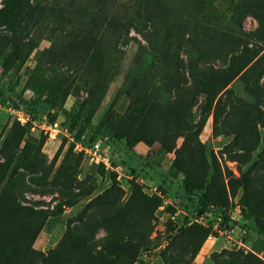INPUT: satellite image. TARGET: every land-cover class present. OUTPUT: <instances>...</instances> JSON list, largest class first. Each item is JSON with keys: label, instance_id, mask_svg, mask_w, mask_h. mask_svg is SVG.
<instances>
[{"label": "rangeland", "instance_id": "rangeland-1", "mask_svg": "<svg viewBox=\"0 0 264 264\" xmlns=\"http://www.w3.org/2000/svg\"><path fill=\"white\" fill-rule=\"evenodd\" d=\"M104 1L21 0L0 28L4 80L25 98L65 94L67 109L86 101L85 56L107 24L96 14ZM156 6L150 19L106 29L99 50L113 76L79 137L57 111L17 118L0 104L8 264H264V236L254 232L264 228V0ZM209 81L227 83L207 98ZM97 131L141 140L134 176L129 160L115 180L83 163L76 142ZM147 160L162 174L177 160L230 221L179 198Z\"/></svg>", "mask_w": 264, "mask_h": 264}, {"label": "trees", "instance_id": "trees-1", "mask_svg": "<svg viewBox=\"0 0 264 264\" xmlns=\"http://www.w3.org/2000/svg\"><path fill=\"white\" fill-rule=\"evenodd\" d=\"M102 1V0H101ZM137 1V2H136ZM105 0L101 10L96 14H101L105 17L107 24H101L94 29L93 38L91 42L90 53L85 56L88 63L87 79L91 85L89 97L86 101L80 103L75 108L67 109L64 107L65 94L59 95L56 92L50 93L46 97L38 95L36 98H25L21 92L15 90L14 86L8 81L4 80L2 69L0 71V104L12 105L15 109H22L24 114H44L50 116L52 111L59 112L67 121L71 129L76 128L78 137L82 132L90 126V118L93 115L96 108L99 106L106 88L107 79L113 76V72L110 70V60L108 57L102 55L99 50L101 41L104 39L106 29L113 24H119L121 27H125L126 21L130 19L137 20L139 17L142 19H150L157 8L156 3L158 0ZM21 0H3L0 6V28L10 24L19 15ZM87 19H91L87 16ZM118 29V28H117ZM229 80V79H228ZM227 82L221 86H213V82L209 81L206 93L210 94L206 97L210 98L216 96L218 92L225 86ZM96 135L85 140L84 138H78V141L93 142L97 139L108 137L113 141H117L122 144V151L120 155V162L125 166L128 163V169L130 171L137 170L136 157L133 147L141 140L133 139L131 141H122L115 134L95 132ZM144 143L147 144L146 141ZM82 160V155L78 154ZM138 158V157H137ZM118 160L114 161L116 164ZM147 167L153 168L157 174L163 179L176 185L177 195L183 199L185 197H194L197 199L200 205V213L209 212L210 208L216 207L219 210L220 216L223 220L229 222L225 212L219 204L213 203L212 200L206 194H196L194 191L198 189L196 184L186 175L180 176L182 167L177 160H173L172 164L168 168L165 174L158 172L154 162L147 160ZM155 166V167H154ZM104 170L103 166H98ZM136 174V171L133 172ZM109 175L113 180L116 178V174L112 171ZM139 184V183H138ZM138 184H136L138 186ZM160 203V202H159ZM254 232L259 236H264L263 225L258 223L254 227ZM9 256L0 252V264H8Z\"/></svg>", "mask_w": 264, "mask_h": 264}, {"label": "built area", "instance_id": "built-area-1", "mask_svg": "<svg viewBox=\"0 0 264 264\" xmlns=\"http://www.w3.org/2000/svg\"><path fill=\"white\" fill-rule=\"evenodd\" d=\"M8 109L11 114L15 115V117H24L26 114L23 113L22 109H15L10 102ZM123 147L122 144L117 141H113L110 138H100L93 142H76V150L82 155V161L87 165H97L103 166L105 170L112 171L116 174V176H120L121 171L126 167L122 164V162H117L114 164V161L121 160L120 155ZM127 169V168H126ZM131 176L134 174L130 173V170L127 169ZM135 181L139 184L144 183L141 177L135 174Z\"/></svg>", "mask_w": 264, "mask_h": 264}]
</instances>
